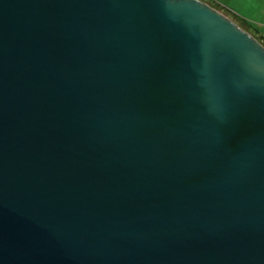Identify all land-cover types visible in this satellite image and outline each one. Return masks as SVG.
Instances as JSON below:
<instances>
[{
	"label": "water",
	"instance_id": "1",
	"mask_svg": "<svg viewBox=\"0 0 264 264\" xmlns=\"http://www.w3.org/2000/svg\"><path fill=\"white\" fill-rule=\"evenodd\" d=\"M0 264H264V45L202 0H0Z\"/></svg>",
	"mask_w": 264,
	"mask_h": 264
},
{
	"label": "crops",
	"instance_id": "2",
	"mask_svg": "<svg viewBox=\"0 0 264 264\" xmlns=\"http://www.w3.org/2000/svg\"><path fill=\"white\" fill-rule=\"evenodd\" d=\"M236 19L245 22L253 32L264 35V0H211Z\"/></svg>",
	"mask_w": 264,
	"mask_h": 264
},
{
	"label": "rangeland",
	"instance_id": "3",
	"mask_svg": "<svg viewBox=\"0 0 264 264\" xmlns=\"http://www.w3.org/2000/svg\"><path fill=\"white\" fill-rule=\"evenodd\" d=\"M202 1L207 3V4H209L211 7L215 8L216 10H218L219 12H221L222 14H224L225 16L230 18L238 26H240L242 29L247 31L249 34H251L253 37H255L261 44L264 45V35H259V34L255 33V32H253V30L251 29V27L249 25H247L245 22H243L241 20L236 19L227 10H224L223 8H219V6L213 4L211 0H202Z\"/></svg>",
	"mask_w": 264,
	"mask_h": 264
}]
</instances>
